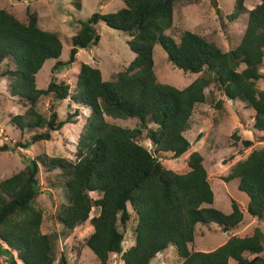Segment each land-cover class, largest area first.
<instances>
[{"label": "trees", "instance_id": "obj_1", "mask_svg": "<svg viewBox=\"0 0 264 264\" xmlns=\"http://www.w3.org/2000/svg\"><path fill=\"white\" fill-rule=\"evenodd\" d=\"M69 1L77 12L81 10V0ZM179 1L184 0H122L123 7L114 13L95 12L85 21H77L66 61H59L63 48L59 36L43 30L35 12L26 8L21 22L0 10V80L6 81L10 97L26 108L22 115L11 118L10 125L21 133H31L27 142L15 143L13 149L4 144L0 152L27 150L49 141L66 124H76L78 111L64 120L58 118L57 108L67 99L89 111L73 159L27 158L23 169L0 181V254L8 264H54L58 240L69 238L87 221L92 233L84 245L100 264H107L112 255H119L121 264H151L170 246L181 260L179 264H264V234L258 226L250 235L229 236L211 252L190 249L198 225L208 228L213 224L229 233L243 221V211L235 200L230 202L229 214L211 207L214 195L198 152L188 155V171L183 174L165 169L158 157L170 153L179 158L189 151L184 133L190 128L194 109L214 101L215 92L223 100L216 101L214 109L221 110L224 100L243 103L253 112V132L264 140V90L257 88L264 62V0L249 11L244 7L246 0H234L228 20L247 13V23L239 44L226 52L190 31H184L179 41L165 35ZM99 23L128 36L126 45L133 60L109 81L102 79L99 69L83 63L72 88L58 81L57 73L76 62L79 49L97 46ZM155 46L161 47L173 68L197 77L181 90L157 82ZM47 60L55 63L46 88L38 89L36 74ZM46 101L44 112L40 107ZM105 117L130 119L136 124L132 129L122 128ZM232 138L238 140L235 132ZM142 141H148L151 149ZM252 144L242 141L244 149ZM40 167L48 172L58 170L54 181L66 191V203L56 213L60 233H41L43 210L37 204ZM233 179L248 197L247 214L257 220L264 218V147L234 163L222 181ZM90 193L99 197L94 200ZM93 208L97 214L90 218ZM131 215L135 218L133 244L123 251ZM57 264H66L63 254Z\"/></svg>", "mask_w": 264, "mask_h": 264}, {"label": "rangeland", "instance_id": "obj_2", "mask_svg": "<svg viewBox=\"0 0 264 264\" xmlns=\"http://www.w3.org/2000/svg\"><path fill=\"white\" fill-rule=\"evenodd\" d=\"M261 0H246V11L252 10ZM234 0H184L175 2L173 12V24L171 29L165 32L175 41H179L184 31H190L209 42L214 43L223 52L237 46L242 38L247 23V13L238 16L234 21H229L234 8ZM81 10L77 12L69 0H0V10H6L19 21L24 22L26 8L35 12L39 17V25L43 30L55 32L62 41L63 48L59 61L68 59L70 50L69 38L76 33L79 25L77 21H85L93 13H114L123 7L122 0H81ZM97 31L100 41L97 46L88 50L79 49L76 62L70 67L57 73L58 81L65 82L73 87L76 81L78 68L81 63L97 68L101 72L104 81L111 80L118 72L124 70L133 60L134 54L126 45L128 36L124 33L112 30L99 23ZM154 73L157 82L184 89L197 75H184L181 71L173 68L167 61L165 52L160 46L153 49ZM54 60H47L40 71L36 74V86L38 89L46 88L50 69ZM261 79L257 82V88L264 90V62L260 68ZM208 95V91H205ZM223 100L221 93L215 92V100L204 105H197L190 119V128L184 133L189 141V151L179 158H174L170 153L159 154V160L165 169L176 173L188 171L187 158L191 152H198L203 158V166L207 172L208 181L214 195L212 208L225 214L231 212L230 202L235 200L243 211V221L231 232L221 231L216 225L208 228L198 225L195 231L194 243L190 246L193 251L211 252L225 243L229 236L244 237L250 235L253 228L258 226L264 234V218L257 220L246 212L248 197L237 189L238 180L229 182L222 181L227 176L231 166L237 161L244 159L252 150L264 147V140L257 139L258 133L253 132V112L244 107L241 102L224 100L223 108L216 110L213 105L216 101ZM47 101L43 102L40 109L46 111ZM26 108L20 106L10 97L5 80H0V146L7 145L13 149L15 143L27 142L31 133H21L10 125V120L15 115H22ZM78 111L76 124H66L60 131L51 134L47 142H38L31 145L27 150L16 148V151L0 152V181L9 178L25 167V159L35 158L41 155L73 159L77 137L81 127L89 114L88 109L79 107L69 99L63 101L57 108L59 120H64L67 115H73ZM105 120L113 125L132 129L135 127L134 120L112 119ZM236 133L238 140L232 138ZM242 141H252V146L244 149ZM141 144L151 149L148 141ZM152 151V150H151ZM153 153V151H152ZM58 170L51 172L44 168L39 169L40 195L37 204L43 210V222L41 233H60L62 228L56 221V213L61 204L66 203V191L62 184L54 181ZM50 183H54L52 186ZM92 199L99 196L89 194ZM97 212L93 208L90 218ZM135 218L127 225L123 251L133 244V229ZM92 233V227L87 221L76 227L69 238H60L56 244V262L61 254L66 259V264H100L93 253L84 245L85 240ZM5 248V246H3ZM1 253V251H0ZM248 259L252 256L246 255ZM264 258V251L261 254ZM174 247L170 246L160 252L151 264H179ZM0 263L8 264L7 258L0 254ZM233 264V262H230ZM17 264H21L17 261ZM107 264H121L119 255H112Z\"/></svg>", "mask_w": 264, "mask_h": 264}, {"label": "crops", "instance_id": "obj_3", "mask_svg": "<svg viewBox=\"0 0 264 264\" xmlns=\"http://www.w3.org/2000/svg\"><path fill=\"white\" fill-rule=\"evenodd\" d=\"M43 234V233H42Z\"/></svg>", "mask_w": 264, "mask_h": 264}]
</instances>
